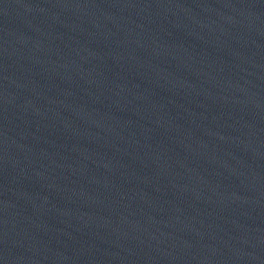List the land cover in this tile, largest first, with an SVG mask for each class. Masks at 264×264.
<instances>
[{
    "label": "water",
    "instance_id": "1",
    "mask_svg": "<svg viewBox=\"0 0 264 264\" xmlns=\"http://www.w3.org/2000/svg\"><path fill=\"white\" fill-rule=\"evenodd\" d=\"M264 30V0H0V44L152 42Z\"/></svg>",
    "mask_w": 264,
    "mask_h": 264
}]
</instances>
